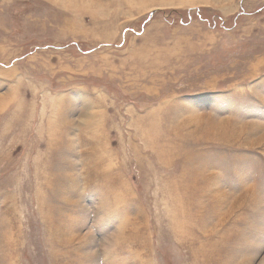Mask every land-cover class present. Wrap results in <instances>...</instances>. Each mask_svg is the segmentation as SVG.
<instances>
[{"label":"rangeland","instance_id":"374dc122","mask_svg":"<svg viewBox=\"0 0 264 264\" xmlns=\"http://www.w3.org/2000/svg\"><path fill=\"white\" fill-rule=\"evenodd\" d=\"M0 264H264V0H0Z\"/></svg>","mask_w":264,"mask_h":264}]
</instances>
